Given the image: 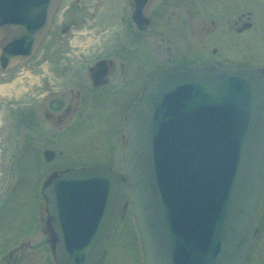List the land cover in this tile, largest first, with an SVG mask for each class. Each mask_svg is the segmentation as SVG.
<instances>
[{
    "label": "water",
    "instance_id": "95a60500",
    "mask_svg": "<svg viewBox=\"0 0 264 264\" xmlns=\"http://www.w3.org/2000/svg\"><path fill=\"white\" fill-rule=\"evenodd\" d=\"M58 2L0 0L11 57L35 46ZM126 136L123 174L70 169L43 186L69 240L54 245L55 263L98 264L129 204L142 264H245L264 214V77L171 66L136 100Z\"/></svg>",
    "mask_w": 264,
    "mask_h": 264
},
{
    "label": "flooded vegetation",
    "instance_id": "af4514ba",
    "mask_svg": "<svg viewBox=\"0 0 264 264\" xmlns=\"http://www.w3.org/2000/svg\"><path fill=\"white\" fill-rule=\"evenodd\" d=\"M66 1L57 11L59 0L47 30L25 55L10 56L13 46L0 28V84L3 90L17 82L28 86L29 102L9 106L28 107L23 117L34 153L28 159L0 156V264L38 255L56 264L54 245L69 240L59 236L43 186L70 169L103 166L123 174L128 117L158 73L174 65L237 64L264 77V0ZM9 112L20 126L21 113ZM15 141L9 135L0 146ZM14 160L33 165L28 208L12 205L25 183L12 182L13 169L23 164ZM128 209L129 204L103 258ZM252 255L254 264H264V214L245 264Z\"/></svg>",
    "mask_w": 264,
    "mask_h": 264
},
{
    "label": "rangeland",
    "instance_id": "374dc122",
    "mask_svg": "<svg viewBox=\"0 0 264 264\" xmlns=\"http://www.w3.org/2000/svg\"><path fill=\"white\" fill-rule=\"evenodd\" d=\"M66 0H60L58 10L60 11L66 4ZM23 81V79H21ZM0 84V141L8 140V136H15L14 144H6L5 146H0V156L1 157H13L16 159L30 158L33 155L32 148L30 147L31 133L28 129V121L26 117H23L25 113L28 112V107L21 106L17 109H13L9 104L14 103H26L29 102V91L27 84H22L17 82L12 87L3 90ZM5 92L7 93L6 95ZM9 110H13L15 113H21L20 119L24 118L20 126L13 121V117ZM28 117V116H27ZM12 140V139H10ZM42 148V145L39 146ZM30 161V160H29ZM28 160H20L13 162L22 163L17 165L16 169H13L12 182H21L24 185L21 189L17 190L14 197H12V205L16 207H30L32 205L31 198L34 191V172L32 169V164ZM115 242L111 244L108 248L105 257L102 260V264H142L141 251L138 241V236L136 228L131 216V212L128 209L123 223L118 229L117 237ZM22 264H48L43 259V255L37 256L33 261H25ZM248 264H254L253 255L251 256Z\"/></svg>",
    "mask_w": 264,
    "mask_h": 264
}]
</instances>
